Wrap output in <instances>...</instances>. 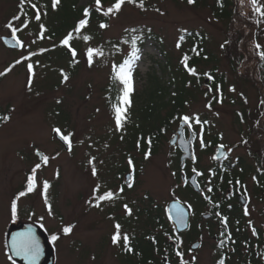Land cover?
<instances>
[{"label": "rangeland", "instance_id": "1", "mask_svg": "<svg viewBox=\"0 0 264 264\" xmlns=\"http://www.w3.org/2000/svg\"><path fill=\"white\" fill-rule=\"evenodd\" d=\"M198 1L144 0L146 10H142L125 0L118 13L105 15L114 4L80 0L78 9L95 11L98 21L92 20L71 33L70 46H65V38L48 36L58 22L52 0H0V117H9L0 119V264H13L5 245L7 229L24 223H35L51 238L58 237L53 241L57 264H125L126 256L120 248L123 239L118 244L112 239L117 223L122 237L126 234L130 240H141L151 232H162L143 210L155 206L164 209L167 203L179 199L197 213L194 195L177 187L179 181L172 172L177 170V159L174 155L169 158L173 153L169 142L183 116L193 118L191 127L197 132L198 147L205 125L207 138L212 136L225 146L231 163L242 161L246 171L235 189L247 201L244 216L251 237L256 234L253 228L264 234V193L254 178L256 172L264 175V79L258 66L260 53L264 52V17L254 11L251 0H234L231 20L214 16L215 0ZM34 3L39 4L36 10ZM30 5L35 17L32 21L27 10ZM259 5L264 6V0H259ZM101 24L108 27L102 28ZM188 33L203 34L206 51L212 55L210 63L192 67L196 75L183 63L190 44L186 40L181 44L180 37ZM146 35L158 41L148 40L139 52L140 59L132 72L134 91L128 119L123 129H117L113 105L119 102L124 85L114 79L113 68L129 58L133 40L137 47ZM85 36L90 39L85 40ZM3 37L16 38L22 50L6 48ZM89 48L102 53L93 57L91 65L87 62ZM214 69L225 79L224 94L204 82ZM178 71L194 81L187 88L193 93H187L186 107L176 122L172 119L167 128L160 127L163 134L157 154L145 156L146 163L138 165L141 175L136 210L133 191L118 194L109 171L117 161L115 171L122 173L123 166L118 167V162L125 156L138 155L140 127H150L159 115L167 118L169 100L176 89L182 90ZM200 80L204 85L200 86ZM150 112L153 116L148 120ZM196 117L200 124L195 123ZM55 129L72 140V153L56 141ZM36 151L44 153L47 162L40 163ZM213 154L211 149L200 157L201 170L207 177L206 195ZM33 172L37 186L27 192L25 181ZM45 182L49 184L47 193ZM88 182L95 183L91 204L94 213L85 205ZM22 192L28 195L21 196ZM108 192L113 194L111 200L98 199ZM13 203L17 204L15 216ZM205 206L201 213L207 214L211 206ZM69 226H74L72 232L65 235L63 229ZM200 227L201 231L181 239V250L186 253L185 243L195 238L203 247L187 256L189 263L218 264L219 229L213 224ZM158 259L162 262L163 258Z\"/></svg>", "mask_w": 264, "mask_h": 264}, {"label": "trees", "instance_id": "2", "mask_svg": "<svg viewBox=\"0 0 264 264\" xmlns=\"http://www.w3.org/2000/svg\"><path fill=\"white\" fill-rule=\"evenodd\" d=\"M51 1V0H45ZM53 1V0H52ZM80 0H60V3L56 6V14H57V24L53 26L51 29V34L48 33L49 38H66L69 34L77 31L79 23L83 19H89L88 24L98 21V17L95 15V11L90 10L89 15L85 18L84 10L78 9V4ZM188 2V0H186ZM139 3V0H137ZM102 5L107 4H115L116 0H100ZM199 1L195 0L194 4H198ZM34 10L39 6L38 3H34ZM47 5V4H46ZM45 5V6H46ZM234 0H215L214 7L212 9L213 14L216 18L220 20H231L234 18ZM27 10H30L29 21L35 19L34 14L31 13L32 8L31 5ZM28 21V23H29ZM46 29V33H47ZM187 43L190 44L189 52L187 57L189 68L197 67L202 63H210L212 59V55L206 51V37L203 34H195L188 33L183 36ZM148 40H156L153 36H144L138 43L137 48L141 51ZM261 69V74L264 79V59L261 60V63L258 65ZM178 76L180 78V84L182 86V90L178 92L175 90V95L172 100H169V106L166 110L168 111V116L166 119H162L161 115L157 116L156 120L153 121L149 126L145 128H139V132L137 137L139 141H141L140 145L143 147L144 142L146 140L152 142L153 144H157L160 142V138L162 137V132L160 127H166L169 125V122L173 119L176 122V118L181 116L182 111L186 107V95L192 96V91L188 90V85L192 84L194 81L187 78L186 74L178 71ZM216 71L211 70L207 75L208 79L204 82H208L207 87L212 90L219 89L222 94H224L225 89V79L222 75L215 74ZM211 77V79H209ZM204 82L200 80V86L204 85ZM173 86V85H172ZM169 92V88L167 89ZM153 116V112H150V116H148V120ZM166 120V121H165ZM173 122V121H172ZM171 123V122H170ZM242 173L245 172L246 168L244 164L241 165ZM250 168V167H249ZM248 172H251V169H248ZM242 173H234V176H230L227 179H230L233 185H236L237 181L241 180ZM255 173V172H253ZM255 181L260 187L262 193H264V175L262 173H255ZM220 179H223L220 176ZM222 181L218 182V185L221 186ZM216 201L211 200L209 198V202L212 203L213 207L220 208L224 212L220 215L219 219L221 222V216H226L228 218V226L225 228L224 224L221 222L220 233H219V241L221 244L220 250L223 256L229 257V261H224L225 264H264V234L259 231H256V234L251 237L248 229V224L245 221L243 216V209L237 204V202H230L226 196H217ZM159 211V210H158ZM146 213L147 211H142ZM152 217L151 219H153ZM157 221V228L162 229V232L157 234H152L155 232H151L150 234L140 237L137 240V264H160L156 262L157 256L166 255L168 249V236L170 233L166 226H164V219L160 213L155 218ZM174 234V233H172ZM230 234V235H229ZM158 260V259H157ZM159 262V261H158Z\"/></svg>", "mask_w": 264, "mask_h": 264}, {"label": "flooded vegetation", "instance_id": "3", "mask_svg": "<svg viewBox=\"0 0 264 264\" xmlns=\"http://www.w3.org/2000/svg\"><path fill=\"white\" fill-rule=\"evenodd\" d=\"M203 127L204 128H203V132L201 135L202 140H203L204 145H205L203 147L201 146V144L198 147L199 142L196 139V133L197 132H194L193 128L190 127L191 131L193 133V140L191 142L192 159H186L183 162L182 159L185 156V154L181 151L178 144H175L173 146L170 144L172 139L169 142V146L173 152L170 154L169 158H171L174 155L175 158L177 159V164H178L177 170H172V172L175 173V178L177 179V181H179V186H177V187L190 191L194 195V197L196 198L197 206L199 208L198 212L194 213L190 207H187L186 205H184L188 209V211L190 212V229H189V231H187L181 235H178L175 232L173 225L169 222V220L166 216L165 208L163 209L160 206H155L154 208L150 207L149 209L143 210V211H147L148 214H150L149 217H151V218L154 217L152 219V221H150L151 224H153V225L158 224L156 219H155L158 216V214L159 213H160V215L163 214L161 216H162V219H164V221H163L164 226L167 227L168 232L170 233V236H168V245L169 246L167 247L168 251H167L166 255L160 256L163 258L162 262L159 261V259H158L159 256H157L158 260L156 259V262L160 263V264H180L181 256H182L185 264H190L189 263L190 261H188L187 256L188 255L189 256L195 255L196 253H198L202 249L203 243L201 241H194L195 238H193L192 240L188 239L184 245V247L186 248L185 249L186 253H183L181 250L182 249L181 244L183 245V242H181V239H183L187 235H191L193 233H196L197 230L199 232V230L201 229L200 225L206 224L209 226V225L213 224L214 226L218 227L219 233H220L221 222H220L219 217L224 211L218 207H213L212 203L209 202V199H206V196L208 198H211V200H213V201L214 200L216 201L217 196H226V198L230 197V199L227 198V200L230 202L231 201L235 202V203L237 202V204H239V206L243 209V216H244V207L247 205V201L241 195L237 194L236 189H235V185H233V183L231 182L230 179H227L230 176L233 177L234 173H236V172L239 173L238 170H240V172L242 173L241 165L243 163L241 160H238L236 163H231L229 161V153L228 152H227V157L224 160L215 161V157L217 155V150L220 148V144H219V142L216 141V139H213L212 136H209L207 138L208 133H206L205 125H203ZM55 130L53 133L54 137H55V132H56ZM175 135L172 136V138L175 137ZM61 136H64V135L61 133ZM205 136L207 139H205ZM184 137H185L186 141L189 140L190 131L188 129L184 130ZM70 141H72V140L70 139ZM199 141L201 142V139ZM57 142L61 145V143L59 141H57ZM140 143H141V141L138 140V145H137V154L138 155H136V156H125V157H123L122 161L118 162V165H117L118 167L123 166V172L122 173L118 174L115 171L116 167H115L114 163H116L117 161L112 164L110 171H109V174L111 176V181L115 184V186H116L115 189L117 190L118 194H124L126 190L133 191L134 204H135L136 210H137V202H138L137 201V187H138L137 182L139 180V175H141V167L138 165H141V163L142 164L146 163L145 156H148L147 158H150V156L152 154L153 155L157 154L158 147H159V145H157L156 143L153 144L152 142H150L148 140L144 142L143 147L140 145ZM211 149H213V152H214V154L212 156L213 157V160H212L213 164L211 167L212 177H211V182L209 185L210 186L209 188H211L212 191L211 192L208 191L207 195H206V193H204V186H206L205 180L207 179V177L203 175V172H202L203 170H201L200 157H202L206 153L210 152ZM67 152L72 153L73 147H71L70 150ZM37 153H41V152L36 151L35 156ZM42 154H44V153H42ZM198 156H199V159H198ZM130 159L132 161V164H129ZM44 162H45V160H44ZM198 173H202V175H199ZM32 175L33 174L29 173L27 178H26V181H25V183H27V184H25V186H27V188H25L24 190L25 191L27 190V192H28L29 178ZM127 175L129 176L128 185H127V182L125 180ZM220 176H222L223 179H220ZM193 177L196 178V183L199 187L200 193H197L190 185V180ZM219 181H222L221 186L218 185ZM240 181H237V182L240 183ZM237 182H236V184H237ZM88 184H89V188L87 189V194L85 196V205L87 207V211H91V213H94V212H92L91 204L93 203V200L95 198V191H94L95 183L94 182H88ZM88 184H87V186H88ZM35 185L37 186V176L36 175H35ZM228 192H229V194H228ZM25 195H28V194H25ZM81 198H83V197H81ZM241 199L244 200L245 206L242 205ZM173 201H175V200H173ZM173 201H171V202H173ZM171 202H169V203H171ZM169 203H167L166 207L168 206ZM206 203H208L211 206V209H210L209 213H207V214L201 213L203 208L206 207L205 206ZM136 213H137V211H136ZM205 217H209V218L205 219ZM136 218H137V216H136ZM244 218H245V216H244ZM245 221H246V219H245ZM136 223H137V220H136ZM24 224L37 225L35 223H30V222L24 223ZM37 226H39V225H37ZM172 233H174V234H172ZM59 236H61V235H59ZM5 238H6V235H5ZM49 238L53 243V239L50 236H49ZM218 239H219V236H218ZM197 242L201 243L200 249L198 251H191L190 247ZM129 246L132 248L131 252L126 250L124 243L120 247L124 251L123 253L126 256L125 264H137V238L135 240H130ZM220 247H221V245H220ZM177 252L181 253V256H178ZM220 260L229 261L230 259H229V257L223 256L222 252L220 251L218 262Z\"/></svg>", "mask_w": 264, "mask_h": 264}, {"label": "snow or ice", "instance_id": "4", "mask_svg": "<svg viewBox=\"0 0 264 264\" xmlns=\"http://www.w3.org/2000/svg\"><path fill=\"white\" fill-rule=\"evenodd\" d=\"M59 3H60V0H53V7L55 8ZM96 3L99 4L100 0H96ZM127 3L136 4L142 10H146L144 0H139V3H137V0H127ZM188 3L194 4L195 0H188ZM124 4H125V0H116V3L112 7H110L107 10V12H105V15H109V14L115 15L116 13H118L121 10L122 5H124ZM251 4L253 6L254 11L256 13H258L260 16L264 17V6L259 5V0H251ZM32 6L35 7V5H32ZM84 15H85V17H87L89 15L88 10H85ZM36 19L37 20L40 19L39 12H37V14H36ZM87 24H88L87 19L81 20L79 23L77 31L85 28L87 26ZM9 27H11V25H9ZM41 27H43V25H41ZM100 27L106 28V27H108V25L101 24ZM15 31H16V29H13V34H15ZM71 39H72V36H71V34H69V36L64 39L63 44L65 46H70L69 41ZM84 39L88 40V39H90V37L85 36ZM180 39L183 40L184 37L181 36ZM17 43L19 44V41H17ZM257 47H259V45H257ZM139 52H140V50L136 47L135 40H133L132 51H131L129 58L127 60H125L124 63L122 65H120L119 67L114 66V68H113L114 79L118 80L119 82H121L124 85L123 93L119 97V102L117 104L113 105V112H114L115 123H116L117 129H123L124 124H125L126 120L128 119V109L131 107L130 95L134 91L132 72H133V68L136 64V61H138L140 59ZM71 54L73 56L76 55V52L74 49H72ZM97 54H102V53H99L98 50H96V49H92V48L88 49V51H87V62L89 65H91L93 63V57L96 56ZM260 56L262 59H264V52H261ZM188 59L189 58L187 56L184 57L183 63L185 65V67H187ZM18 63H19V61H18ZM28 68H29V71L31 72L32 71V65L29 64ZM189 71L191 72L192 75L197 74L196 70L194 68L189 69ZM67 79H68V77L65 75L64 80L66 81ZM209 79H211V77H209ZM232 90L234 91L235 89H232ZM262 103H264V101H262ZM209 107H210V105H209ZM0 119L7 120V119H9V117H0ZM181 119L183 121V124L189 125V127H191V121L193 119L192 117L183 116ZM195 123H197V124L201 123V121L199 120L198 117L195 118ZM55 131L57 133H59L60 130L56 129ZM61 138L69 144V149H70L71 148L70 138L68 136H61ZM201 146L202 147L205 146L202 139H201ZM224 147L225 146L223 144L220 145L221 149H223ZM221 155H224V153L222 152ZM146 158H147V156H146ZM47 159H48L47 157H44L45 162H47ZM129 164H132L131 159L129 160ZM37 167H39V165H37ZM95 174H96V170L93 167V175H95ZM198 174L202 175V173H198ZM237 183H239V182H237ZM35 187H36V185H35V172H33V175L29 178L28 192H32L35 189ZM43 188H44V192L47 193V189L49 188V184L47 182H45L43 185ZM208 191L211 192L212 189L208 188ZM20 195L23 196V195H25V193L22 192V193H20ZM112 198H113V194L111 192H108L105 195L98 197L99 200H111ZM206 199H209V198L206 197ZM96 206L98 207L99 204H97ZM217 207H218V205H217ZM125 208L127 209V205H125ZM174 208H175V212H176V216H175L176 222L184 225L186 213L183 211L182 208L179 207V205H174ZM11 211H12L13 216H15L17 214V204L16 203L12 204ZM127 211H128V214L131 215V209H127ZM245 214L246 215L248 214L247 211H245ZM221 222L224 224L225 228H227L228 218L226 216H221ZM73 227L74 226L65 227L63 229L64 234L65 235L70 234L72 232ZM115 228H116V232L112 237L113 243L118 244V243H120L121 239H123L124 246H125L126 250L131 252L132 248L129 246L130 238L126 234L123 235V237L121 236V231H120L121 225L120 224L117 223L115 225ZM252 231H253V234L256 233L255 228H253ZM57 238H58L57 236L52 237L53 241H55ZM11 247L14 250L15 255L22 256L24 259L29 260L30 264H34V261L39 257V254H40V249H39L38 244L30 236L21 235L19 237L13 238ZM177 255L181 256V253L177 252ZM9 259H11V257H9ZM13 264H14V262H13ZM180 264H185L182 256H181ZM218 264H225V262L223 260H220L218 262Z\"/></svg>", "mask_w": 264, "mask_h": 264}, {"label": "water", "instance_id": "5", "mask_svg": "<svg viewBox=\"0 0 264 264\" xmlns=\"http://www.w3.org/2000/svg\"><path fill=\"white\" fill-rule=\"evenodd\" d=\"M17 39L11 38V37H3L2 38V43L4 46L10 50H21L22 46L19 42L17 43ZM188 127V125L183 124V122L180 125V128L178 130V134L173 137L171 141V145L178 144L179 148L181 151L185 154L183 157L182 161L184 162L186 159H192L191 156V142H192V135L189 138L188 141H186L184 137V128ZM56 139L65 147L66 151H69V146L68 144L61 138V136L56 133L55 134ZM224 153V155H221V153ZM36 157L40 163L44 162V154L42 153H37ZM227 157V152L224 149H218L217 150V155L215 157V161H222ZM127 185L129 181V176L127 175L125 178ZM190 185L191 187L197 192L200 193L199 187L196 183V178L193 177L190 180ZM242 205L245 206V202L243 199H241ZM174 205H179L180 208L183 209V211L186 213L185 217V224H179L175 220L176 212ZM166 216L169 220V222L173 225L175 232L178 235H181L190 229V212L188 209L184 206L182 202L179 200H175L171 203L168 204L166 208ZM209 217H205V219H208ZM186 225V226H185ZM30 236L34 241L38 244L39 249H40V254L39 257L34 261V264H56L57 263V255H56V249L50 240L47 232L44 230V228L33 225V224H23L19 226H13L9 227L6 232V239H5V244H6V249L8 256L11 257V261L14 262V264H30L29 260L24 259L22 256H17L14 253V250L12 249V241L13 238L19 237V236ZM201 247V243L197 242L193 244L190 247L191 251H198Z\"/></svg>", "mask_w": 264, "mask_h": 264}]
</instances>
